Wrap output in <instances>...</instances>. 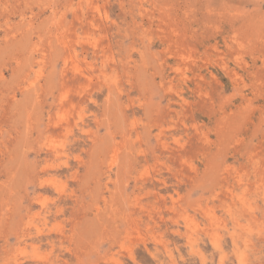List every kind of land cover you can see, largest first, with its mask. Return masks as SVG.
I'll list each match as a JSON object with an SVG mask.
<instances>
[{"label":"rangeland","instance_id":"374dc122","mask_svg":"<svg viewBox=\"0 0 264 264\" xmlns=\"http://www.w3.org/2000/svg\"><path fill=\"white\" fill-rule=\"evenodd\" d=\"M0 264H264V0H0Z\"/></svg>","mask_w":264,"mask_h":264},{"label":"bare ground","instance_id":"6f19581e","mask_svg":"<svg viewBox=\"0 0 264 264\" xmlns=\"http://www.w3.org/2000/svg\"><path fill=\"white\" fill-rule=\"evenodd\" d=\"M116 149V148H115ZM112 152V151H111Z\"/></svg>","mask_w":264,"mask_h":264}]
</instances>
